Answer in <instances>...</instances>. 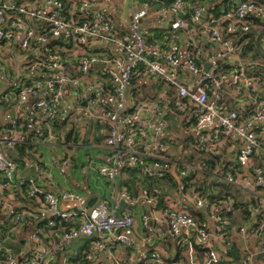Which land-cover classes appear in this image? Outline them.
I'll list each match as a JSON object with an SVG mask.
<instances>
[{"label":"built area","instance_id":"obj_1","mask_svg":"<svg viewBox=\"0 0 264 264\" xmlns=\"http://www.w3.org/2000/svg\"><path fill=\"white\" fill-rule=\"evenodd\" d=\"M121 2L129 3L128 18L117 17L120 24L126 22L124 29L113 19L115 12H123L119 0H0V48L7 46L18 57L29 53L12 75L0 58V104L13 108L8 133L0 137V215L18 206L12 191L26 181L20 197L28 202L14 219H45V229L33 227L20 237L18 255L0 244V264H217L213 242H224L219 226L236 210L226 186L241 191L245 201L252 202L251 210L262 211L264 218L260 74L256 63L242 60L240 46L225 36L247 32L252 19L264 21V4L234 0L215 18L200 2L172 0L158 6L157 24L168 23L172 38L178 29L193 27L208 43L202 48L188 39L182 48L172 41L148 45L140 24L147 7L138 5V0ZM211 45L216 47L215 61ZM217 61L224 68H218ZM94 63L102 65L94 68ZM141 73L166 91L151 104L128 106L131 78ZM62 108L75 122L97 123V134L103 138V161L89 159L83 170L104 177L111 190L107 197L98 195L91 206L73 190L41 187L37 180L50 173L40 163L34 166V179H17L19 168L6 154L14 153L21 142L22 120L30 110L39 115L33 127L39 143H52V124ZM168 110L181 113L189 136L187 156L177 160L163 140L164 118L158 117ZM213 155L230 163L207 169L202 159ZM172 163L179 183L164 205L155 192L131 196L118 184L123 169L161 179ZM66 165L67 160L61 159L58 172L63 173ZM197 174L210 177L215 193L221 192L218 198L210 201L194 186L181 188ZM137 206L143 210L135 212ZM137 217L140 235L135 229ZM245 223L236 233L245 247L241 264H264L263 224L248 228ZM21 226L9 231L19 233ZM179 238L186 243L182 257L165 261L155 245ZM77 253L80 257L73 263L71 256Z\"/></svg>","mask_w":264,"mask_h":264},{"label":"trees","instance_id":"obj_2","mask_svg":"<svg viewBox=\"0 0 264 264\" xmlns=\"http://www.w3.org/2000/svg\"><path fill=\"white\" fill-rule=\"evenodd\" d=\"M172 0H138V5L145 6L147 9L151 12H155V4L158 6H167L170 4ZM191 3L193 2H200L205 6L206 14H210L212 17H218L220 14L225 12L226 10H229L232 6V3L234 0H189ZM256 2L264 4V0H254ZM183 17L186 19L188 18V12H184ZM168 23H165L160 26H153L145 29L143 31V34L145 36L146 42L148 45H154L155 42H162L166 41L172 38L170 34L168 33ZM224 34V33H223ZM225 36H231V40L234 44L240 46L239 48V56L242 58L246 54H248V57L250 59H255L258 56L259 50L255 46L254 43V35L247 32H235L232 35H225ZM24 54V53H23ZM27 55H29L28 52H26ZM218 68H224L223 63L220 61H217ZM264 70V69H263ZM262 74L260 75V80L264 78ZM136 77L132 76L131 82L133 83L135 81ZM262 81V80H261ZM260 82L258 83V85ZM170 94V92L168 91ZM259 95L261 97H264V92L262 89L259 90ZM1 105V104H0ZM4 106V105H2ZM5 107V106H4ZM32 113V110L27 112V115L29 113ZM170 114H176L178 117H181V113L179 112H166L164 116H168ZM171 119V118H167ZM55 122H57V119H54L53 122V132H55V135H59L56 132L55 128ZM180 124V126L183 125V120H175V122H172L171 125L173 127H170V124L167 125V129L172 130L175 132L177 130V127L175 123ZM91 122H83V124H87ZM80 123H74L69 129V132L65 133L61 136L63 138L64 142H73L76 143L77 141L86 142V140H78L77 139V132H74L73 136L71 134V130L76 129V125ZM97 125V123H96ZM94 127L96 128L95 124ZM28 132H29V128ZM31 132H29L30 134ZM30 135H27L26 127L22 125V139L21 142H19L15 148H14V156L16 158L15 165L17 168H21L25 164V160H28V154L34 155L37 152V143L32 144L29 142ZM37 138V136H36ZM39 139V137H38ZM100 140V137H95L93 139V142L98 143ZM85 143H79V145H84ZM169 144H173V142L169 141ZM22 158V159H21ZM200 158H202L200 156ZM188 159V158H187ZM204 163L207 164V169H210L212 165L215 163H218L220 166L225 168L230 162L228 160H221L218 155H213L212 157L207 158L206 160L202 159ZM41 165L42 162L40 163ZM203 178L200 180L199 184L193 185L192 183L190 185H193L194 188L199 191L202 195H204L206 198H208L210 201H212L216 196L217 198L220 196L221 193L219 191H216L214 183L210 180V177L207 175H202ZM19 177L17 176V179ZM35 177H33L34 179ZM119 182L121 186H124L129 194L131 196H137L141 191H145L148 193L155 192L159 195V198L161 200V204H166L168 198H170L172 191L175 189V187L178 185L179 181L177 178L171 176L170 174H166L161 179H154L149 177L140 176L136 173L133 169H123L119 173ZM20 180V179H19ZM25 182L21 181V184L17 186L16 190H13L15 197L18 199L17 202L18 206L13 209L12 212H8L7 214L0 215V244L2 247H7L11 251L13 255L20 252L19 244L21 242V238L27 231L31 230L33 227L35 228H41L45 229V219L39 220H32L27 218H22L19 221H15L14 215L19 213L21 209L24 208L26 203L28 202V199L24 197H20V193L24 194V188H25ZM180 182H183L182 180ZM181 185V188L185 190L188 187V184L183 182ZM225 190L232 195L234 198V207L235 209L238 207L240 214L235 213L232 215V217L226 218V224L220 225V231L224 234L225 239L222 244H218L216 242H213V249L218 257V263L217 264H241L242 256L245 251V247L239 246L235 241L234 238L231 237V235L234 237L237 233V229L235 232H232V229L234 228V222L235 220L238 222L245 223V221L248 224V228H251L252 226L257 225L258 220L261 218L262 211H259L257 213H254L251 210L252 202L249 201L247 203L244 199V196L241 191L237 189H232L228 186L225 187ZM193 214H197L199 216H205L206 213L204 211H190ZM241 215V216H240ZM22 225L20 228L19 233H15L13 231H9L11 227ZM246 224V223H245ZM60 234V231L58 232ZM264 239V235H263ZM15 241V242H13ZM169 243V242H168ZM170 245L174 246V252L169 253V249L164 251V253L161 251L162 256L165 261H174L178 258L182 257L180 255V252L184 249L186 243L184 242L183 238H179L176 241L170 242ZM159 251L160 249L165 246H162L161 244L155 245ZM167 247V246H166ZM2 250H0L1 254ZM168 254V255H165ZM80 257V253H77L76 255L71 256V261L74 263L78 258Z\"/></svg>","mask_w":264,"mask_h":264},{"label":"crops","instance_id":"obj_3","mask_svg":"<svg viewBox=\"0 0 264 264\" xmlns=\"http://www.w3.org/2000/svg\"><path fill=\"white\" fill-rule=\"evenodd\" d=\"M119 9H122L123 12H120V11L115 12L113 14V19L115 20L116 26L119 25L121 29H124V27H126V22H123V24H120L121 20L117 18V17H122L124 19L128 18L125 3H122L121 0H119ZM140 24H141V27L143 28V31L149 27L158 26L156 12H151L148 10L147 15L140 20ZM248 32L254 35V43L257 49L259 50V53L255 59H250L248 57V54H246L244 57H242V60L253 61L254 63H256L257 70L259 71V74L261 75L262 70L264 69V21L252 19L249 22ZM188 39H193L194 41L197 42V45L201 46L202 48L204 45L208 44L203 38H199V36L196 35V32L193 27L188 30H184L181 28L178 29L176 33L174 34L173 38L166 40V43L169 41H172L176 43L177 45L181 46L182 48H184L185 42ZM3 48L5 50H3ZM0 50H2V54L0 53V56L3 57V58L0 57L1 59L3 60H5L6 58L12 59V63H13L12 69H14L13 71L19 69V67L22 66L23 61L20 60L18 55L13 54V52L9 50L7 46L1 47ZM209 50H210L211 60L215 61L216 60V53H215L216 47L214 45H211V48H209ZM25 56H26V52H25ZM135 77H136L135 81L130 84L127 90V105L128 106H132L138 102L151 104L152 102L157 100V98L162 94V92L166 91V87H164L165 89L158 90L156 87L153 86L152 80L148 76L142 73L135 75ZM260 85L261 83L259 84V86ZM154 90L157 91V94H156V97L152 99L150 98L149 95L150 93L153 94ZM65 104H63V107L67 109L65 107L66 106ZM5 108L9 110L10 114L12 113L13 111L12 107L5 106ZM27 109H28V106H27ZM168 111L171 112L170 110ZM8 115L3 116L0 119V137L1 138L5 136L9 130L6 127L8 124L7 123L8 117L10 116ZM38 117H39L38 113L35 114L33 111L32 113L30 112L28 115L26 113L24 116V119L22 120V124L23 126L26 127L27 135H30L29 142H31L32 144L37 143V146H40L42 143H39V139H38L39 136L37 133L34 132V129H33L35 123L38 121ZM158 117L162 119L164 118L167 132L163 135V140L165 141L169 149L172 152H174L173 148L170 147L171 144H169V141L173 142V144L177 142H181L183 145H185V148H183V150L187 151L189 136H188L187 131L184 128V125L180 126V124H178L177 122L175 123L177 127V130H175L176 134H174V131L167 129L168 124H170V127H173L171 123L175 122V120L176 121L180 120L181 117H178V115L176 114H170L168 116L162 115V117L161 116H158ZM167 118H171V119L167 120ZM55 119H57V122H55V128L57 129L56 132L59 135H55V132H52L53 135L55 136L54 141L52 143H49L50 144L49 146L51 147L52 156L51 157H48V155L46 156L47 164H45L42 161L41 149L37 147V152L34 154V156L37 158V161L34 162V166H36L37 163L42 162L45 170L49 171L50 173V176H47V177L43 176L41 179L37 180L38 184L44 189L50 190V191H57L59 189H71L75 191L80 190L84 193V196L80 194L81 196H83L84 199L94 194L96 195V197L98 195H102L100 193H96L95 191H93V189L90 187V185L87 182L86 175H88V173L91 172V170L89 171H86L83 169L80 170L81 168H79V171L75 170L76 163L78 164V162L87 161L89 159H92L94 163L103 161L106 151H105L104 144H103V138L97 134L96 123L93 121H85V122H91V124L87 123L84 125L83 122H75L68 116L67 111L64 110L63 108L59 111V113L57 114V118ZM74 123H80V124L76 125L75 130H71L72 136L74 132H77V139L78 140L84 139L86 140V142L85 141L84 142L77 141L76 143L64 142L63 138H61L62 135L69 132L70 127L74 125ZM94 124L96 128L94 127ZM27 128H29V132H31L30 134ZM95 137H100V140L98 143L93 142V139ZM79 143H85V144L79 145ZM81 148H86V150L81 149ZM63 158L67 160V165L64 167L63 173H59L57 170V165L60 163V160ZM25 163L27 164H25L24 166H29L31 164L29 159L25 160ZM19 170L20 168L17 170L16 175L20 179L34 177V175L21 177L19 176ZM107 195H103V196L107 197ZM137 207H139V211L143 210L140 206H137ZM27 208L31 212L37 211L41 213V211L38 210L37 208L31 207V206H27ZM3 212L5 213V211ZM135 229L137 230V234L140 235V226H139L138 217L135 218ZM232 238L238 240L237 234ZM212 241H215V240H212ZM123 257L125 259V256Z\"/></svg>","mask_w":264,"mask_h":264},{"label":"rangeland","instance_id":"obj_4","mask_svg":"<svg viewBox=\"0 0 264 264\" xmlns=\"http://www.w3.org/2000/svg\"><path fill=\"white\" fill-rule=\"evenodd\" d=\"M129 5V3L127 2V4H125V6L127 7ZM3 50H5L4 48H3ZM0 53L2 54V50H0ZM1 57V56H0ZM25 54H20V56H19V58H20V60L21 61H24L25 60ZM1 58H3V57H1ZM4 63H8V68H9V74L10 75H12L13 74V70L14 69H12L13 68V63H12V59H10V58H6L4 61H3ZM263 75H264V70H263ZM261 80H262V82H261ZM260 80V83H261V85H260V89H262V91L264 92V78H262ZM160 88L161 89H165L164 88V86H162V85H160ZM156 94H157V91H155L154 90V92H153V94L152 93H150V98H155L156 97ZM8 107H10V106H8ZM10 115V113H9V110L7 109V108H5L4 106H2V105H0V119H1V117H3V116H7V115ZM8 115V116H9ZM174 134H176V132H174ZM101 144V143H100ZM50 144H41L40 146H38V148L39 149H41V155H42V161L45 163V164H47V162H46V156L48 155V157H51L52 155V153H51V147L49 146ZM170 147L171 148H173V150H174V154L172 155V157H173V159L174 160H177V159H179V157L181 156V155H183L184 157H186L187 156V152H186V150H183V148H185V145H183L181 142H177V143H175V144H171L170 145ZM81 149H84V150H86V148H81ZM22 159V158H21ZM86 160V159H85ZM88 161V160H87ZM87 161H82V162H78V164L76 163V167H75V170H77V171H79V168H81L80 170H82L84 167H85V165H86V163H87ZM83 164V165H82ZM82 165V166H81ZM81 166V167H80ZM176 171H175V164L174 163H172V164H170V168H169V174L171 175V176H173V177H175V178H177V175H176ZM86 178H87V182H88V184L90 185V187L93 189V191H95L96 193H100V194H102V195H107L109 192H110V190H111V186H110V184L106 181V179L104 178V177H102V176H97V174H96V172L94 171V170H91V172H89L88 173V175H86ZM203 178V176H202V174H197V175H195V176H193V178H192V182H188L187 184H188V186L192 183L193 185H197V184H199V182H200V180ZM193 185H190L191 187H193ZM223 189H225V188H223ZM69 190H71V189H69ZM73 191H75V190H73ZM77 191V193L79 192V194H82L83 196H84V193L82 192V191H80V190H76ZM75 191V192H76ZM221 193V192H220ZM134 209H135V212H138L139 211V207H134ZM192 211V210H191ZM235 213H237V214H240V211H239V209H238V207L236 208V210L235 211H233V213L231 214V215H229L228 217L230 218V217H232V215H234ZM241 216V215H240ZM262 217V216H261ZM263 224V227H264V218H260L259 219V222H258V224ZM242 224V222H238V221H236L235 220V222H234V225H233V229H232V232H235V230L240 226ZM231 237H233L232 235H231ZM234 241L239 245V246H243L242 244H243V240L242 239H238V240H236V239H234ZM75 243H78V241H76ZM161 245L162 246H165V247H163V249L161 248L160 249V251H159V253H160V255H161V251L164 253V251L166 252V250L167 249H169V253L171 252V249H172V247H171V245H170V242L168 243V242H162L161 243ZM167 246V247H166ZM165 255H168V254H165ZM162 256V255H161ZM162 257H166V256H162Z\"/></svg>","mask_w":264,"mask_h":264},{"label":"water","instance_id":"obj_5","mask_svg":"<svg viewBox=\"0 0 264 264\" xmlns=\"http://www.w3.org/2000/svg\"><path fill=\"white\" fill-rule=\"evenodd\" d=\"M157 7H158V5L155 4L154 8L157 9ZM101 65H102V63H94L92 66H93L94 68H100ZM208 65H209V64L206 63L205 66H204V69H205ZM6 127L9 128V125L7 124ZM6 154H7L8 157H10L11 159H13L14 161L16 160V158H15V156H14V154H13L12 152L7 151ZM28 158H29L31 164H30L29 166H23V167L20 168V170H19V176H21V177H25V176H33V175H35V171H34V162L37 161V158H36L34 155H32V154H28ZM95 200H96V195L94 194V195H92V196H90V197H87V198L85 199V204H86L87 206H91L92 203L95 202ZM123 205H124V204L121 202V203H120V207H123Z\"/></svg>","mask_w":264,"mask_h":264}]
</instances>
